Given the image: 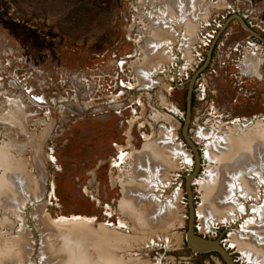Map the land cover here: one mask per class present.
Listing matches in <instances>:
<instances>
[{
	"label": "rangeland",
	"instance_id": "obj_1",
	"mask_svg": "<svg viewBox=\"0 0 264 264\" xmlns=\"http://www.w3.org/2000/svg\"><path fill=\"white\" fill-rule=\"evenodd\" d=\"M160 12L177 24L184 18L181 32L191 40L179 47L191 69L179 90L151 76L172 34ZM228 19L208 65L205 42ZM263 34L264 0H0V264H225L186 241L192 144L200 165L190 185L196 235L218 241L235 264H256L240 242L255 238L244 227L264 198L254 205L239 186L238 210L223 216L205 203V187L218 169L208 150L264 131V64L262 79L245 77L256 58L264 60L255 41ZM243 41L253 65L239 66L234 53L220 67L230 43ZM193 52L202 53L195 63ZM114 55L126 61L119 82H128V69L133 78L116 98ZM110 103L128 106L95 110ZM73 216L81 220L60 222Z\"/></svg>",
	"mask_w": 264,
	"mask_h": 264
},
{
	"label": "bare ground",
	"instance_id": "obj_2",
	"mask_svg": "<svg viewBox=\"0 0 264 264\" xmlns=\"http://www.w3.org/2000/svg\"><path fill=\"white\" fill-rule=\"evenodd\" d=\"M258 142L264 144V131H257L251 136L244 135L238 137L236 140L227 139L221 142L222 145L219 144L214 147L216 150H213V148L207 152L209 161L213 160L216 162L218 164V169H214L211 176L209 175L211 180L205 187V203L207 205L215 204L220 208L219 212H222L223 216L227 213L229 215L230 212L237 209V201L234 198V192L239 186L243 187V194L258 197V194L254 191L253 179H260V185L264 183V173L262 171L264 166L261 165L264 162L261 164L259 163L261 160L264 161V151L255 147ZM2 159L6 165L12 168L11 162L7 161L8 159L6 160L5 157ZM16 166L20 168L19 165ZM229 210L230 212H228ZM240 212H243V210ZM254 213L257 218L254 217L253 222L249 223L248 226L246 225L244 230L250 231L255 238L249 240L243 238L245 240L240 242V250L252 256L256 264H264V202L262 205L256 204L254 206ZM199 216L202 219L205 218L203 213L199 214ZM223 216L221 215V217ZM255 218L257 221H260L259 224ZM64 220L67 222H77L81 220V217L73 216L69 219L61 218L60 222L64 223Z\"/></svg>",
	"mask_w": 264,
	"mask_h": 264
},
{
	"label": "built area",
	"instance_id": "obj_3",
	"mask_svg": "<svg viewBox=\"0 0 264 264\" xmlns=\"http://www.w3.org/2000/svg\"><path fill=\"white\" fill-rule=\"evenodd\" d=\"M222 8H223V6H220L219 7V9H222ZM158 15H159L158 17H159L160 22L162 23V25L165 26L172 33V34H169L168 35V38H166L160 44L161 48L164 49V47H165V49H164L165 58H166V60L169 59V62L167 64H165L166 63L165 62L166 60L164 61L165 63L164 62L163 63L161 62V64L156 67V70L155 69L153 70L154 73L151 76H155V77L156 76H165L166 78H170L169 87H170V90L171 91H174L176 89H181V86L183 87L184 84H185L184 81L186 80V78L189 77V73H190L189 72V67L186 65L187 62L184 60V59H186V57L184 55L185 52L182 53V51L180 50L179 47H182V49L184 48L185 50H187L188 49L187 47H189V45L186 46V44L187 43H190L191 44V40H189L187 38L188 31H186L185 29H183V33L181 32L182 29L180 28V25H181L182 22L185 21L184 18L182 19V21L180 23L177 24V20L176 19L175 20L166 19L165 17H163L164 14H162L161 12ZM207 16H206V19H202L201 20L202 22H205V23L202 24L204 26L203 27L204 28L203 29L204 32H206L208 30V26L209 25L211 26V24L206 23L207 22V19H208ZM220 20H221V18H220V14H219L216 17V20L215 21H220ZM229 22H230V19H228L227 21H225V23L222 24V25H220L219 27H218V25H216V28L217 29L212 30V32H214L216 35H209L211 37V39H209L208 42L207 41L205 42V46L210 48L209 55L212 53V48L216 44V42H217L216 40L219 39V35L225 30V28H226V26L228 25ZM175 25L178 26L177 27L178 29L175 27ZM201 26H200V28H201ZM146 28H147V30H150V27L147 26V25H146ZM172 28H175L177 32H174ZM147 37H149V35ZM222 46H224V44H222ZM230 48H232V50H230ZM230 48L228 50V51L231 52L230 54H226V52L224 50L221 51V54H220L219 57H223V54L224 53L226 54V57H225L226 59L223 58V59H221L219 61V65L222 68L223 67H226V65H227V63H228L229 60H233L232 56L234 55V53H236V50H237L236 45L233 46V47H230ZM225 54H224V56H225ZM200 55L202 56V53H200L199 55L197 53H195L193 55V60L194 61H197V58ZM123 56H117V55H114L113 56L114 59H116L115 60V62H116L115 63V68H114V69H116V71L114 70L115 72L113 71V74L112 75L111 74L109 75L111 77L112 83H113L110 86V89H111L110 95H113V97H115V98L117 97V95H115V93L118 91L117 88H119V86L122 87V85H125V87H126L127 85H132L133 84V83H130L131 81L133 82V78L131 77L132 73H131L130 69H128V73H125V78H127L128 82L123 83V81H120L119 82V80H118L119 79V76H120V73H122L124 71L123 68H125V65H126V61L124 62V61L121 60V59H123ZM181 63H183V66H181ZM114 79H115V81H114ZM127 88H129V87L127 86ZM109 97H111V96H109ZM112 103H110V104H112ZM127 106L128 105H126L124 103L123 104L120 103V104H112V105H109V107L106 110H105L104 107H98V108H95V110L98 111V112H100V113H103V112L108 111V110L109 111L110 110H116V111H118L119 109H122V107L127 108ZM80 108H81V111H84V109L82 107H80ZM85 112H87V111H85ZM124 156H125V154H123L122 156H119L118 158L119 159H122V157H124ZM116 164H117V162H116ZM257 186H258L257 187V189H258V196H260L261 198H264V187L261 186L260 184H257ZM260 189H261V191H260ZM251 199L253 200L251 203L254 202V205L256 204L255 202H258L259 201V199L258 200L256 199V196H255L254 199L253 198H251Z\"/></svg>",
	"mask_w": 264,
	"mask_h": 264
},
{
	"label": "water",
	"instance_id": "obj_4",
	"mask_svg": "<svg viewBox=\"0 0 264 264\" xmlns=\"http://www.w3.org/2000/svg\"><path fill=\"white\" fill-rule=\"evenodd\" d=\"M241 21H242V24L245 27L246 25L244 24L243 20H241ZM191 89H192V86H191L190 90ZM190 103H191V93L189 92V96H188L189 109H190ZM186 131H187V125L185 124L183 132H184L185 137L187 138ZM188 141H189V139H188ZM192 147L194 148V151L196 152L197 167H196V170L191 175H189L188 178H187V190H188V195H189V198H190L191 202H192V197H191V192H190V185L192 183V180L196 176V174H197V172L199 170V166H200L199 165L198 154H197V151H196V147L193 144H192ZM191 202H190V204H191V214H190V216L191 217H190V220H189L188 230L186 232V241L188 242V244L191 247V249L194 250L197 253H202V254L209 253V252H215L221 257L222 261L225 264H235V262L232 260L230 255L226 252V250L220 245V243L218 241H214V240L207 239V238H204V237L196 235V233L194 231L195 214H194V209L192 207V203Z\"/></svg>",
	"mask_w": 264,
	"mask_h": 264
},
{
	"label": "flooded vegetation",
	"instance_id": "obj_5",
	"mask_svg": "<svg viewBox=\"0 0 264 264\" xmlns=\"http://www.w3.org/2000/svg\"><path fill=\"white\" fill-rule=\"evenodd\" d=\"M238 17V16H237ZM245 24V23H244ZM247 24H248V26L249 27H254L255 25H251V24H249V22H247ZM246 25V24H245ZM247 26V27H248ZM255 28V27H254ZM248 31L249 32H251V33H253V31L252 30H250L249 28H248ZM256 31V30H255ZM254 34V33H253ZM256 34V33H255ZM264 35V34H263ZM259 39H260V37H259ZM256 39L255 41H258L259 43H261L262 44V46L261 47H264V40L263 39ZM231 44H233V43H230V45L227 47V49L226 50H228L229 48H230V46H231ZM243 44H244V41L243 42H239V43H237V42H235L234 43V45H236V47H237V50H236V56H235V62L237 63V61H238V58H239V56H240V63L238 62V64H239V66H241V64H246V62L247 61H245L244 60V58H245V49L243 48ZM216 45V44H215ZM215 45H214V47L212 48V53H213V51H214V48H215ZM246 47V46H245ZM210 49V48H209ZM209 51V50H208ZM225 51V50H224ZM226 52V51H225ZM212 53L210 54V56H208V59H207V64L209 65L210 63H211V61H212ZM195 54V52H193V55ZM210 57V58H209ZM238 57V58H237ZM259 58V57H258ZM258 58H256L255 60H257L256 62H253V64H255V66L253 65V64H250L249 62H247V67H251V65H253V69L255 70V71H252V73L251 72H248V74H249V76L248 75H245V77H247L248 79H253V78H257V79H262V75H261V71H262V64H264V60H262V59H258ZM253 59V58H252ZM194 61V60H193ZM232 61H234V59L232 60ZM196 61H194V63H195ZM261 62H262V64H261ZM259 64H261V65H259ZM246 67V68H247ZM239 68V70L240 71H238V73H240V76H241V79L242 78H244V72L241 70V68L240 67H238ZM191 71V69L189 68V72ZM176 90H179V89H176Z\"/></svg>",
	"mask_w": 264,
	"mask_h": 264
}]
</instances>
